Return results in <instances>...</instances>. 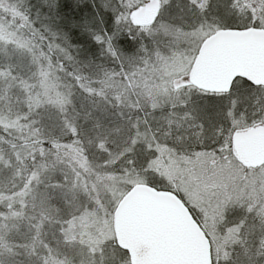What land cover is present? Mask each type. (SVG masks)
<instances>
[{"label": "rangeland", "instance_id": "1", "mask_svg": "<svg viewBox=\"0 0 264 264\" xmlns=\"http://www.w3.org/2000/svg\"><path fill=\"white\" fill-rule=\"evenodd\" d=\"M133 1L140 4H130L128 0L129 3L123 6L136 5L137 8L147 0ZM23 2L73 4L69 0ZM96 3L106 21L112 10L105 2ZM236 4H242V11ZM127 9L128 6L124 7L119 16L129 19L132 10ZM244 10L249 11L252 19H247ZM16 14L19 15L13 2L0 0V60L5 62L4 68H0V126L16 130V135L31 137L37 133L34 122L23 119H27L38 105L48 104L54 112H41L42 121L45 117H54L50 119L59 122L85 111V103L67 97L65 85L41 59L34 31L28 39L11 28L9 19L4 21L7 15L12 18ZM263 15L264 0H160L156 21L139 26L136 33L152 36L154 42L163 37L162 49L154 50L152 57L128 73L114 74L109 85L121 89L127 87V95L133 91L154 105L190 100L188 110L192 115L187 114L188 118L200 133L205 134L220 123L217 118L220 103L205 97L202 94L205 92L191 89L188 83V71L197 50L202 41L220 27H244L253 23L264 27ZM31 19L38 20L39 16L34 13ZM50 34L59 44L55 38L60 37V31L54 29ZM12 71L16 72L13 74ZM17 99H20V105L16 103ZM257 124L263 123L247 125L239 118L232 119L227 134L231 137L235 131ZM42 125L49 127L46 120ZM151 147L154 157L149 162L150 167L165 179L170 189L181 195L202 228L210 233L216 262H232L237 250L247 246L250 232L247 230L249 225L243 227L245 220L238 219L233 225L227 222V216L247 205L245 210L253 218L255 216L253 220L264 222V162L257 166L243 165L233 148L226 147L190 154L178 152L157 140ZM27 151V148L15 147L13 155L17 163L27 157L31 168L8 170L10 175L13 173L8 182L4 178L6 172L0 170V264L129 263L127 256L117 252L113 233V210L125 191L119 194L113 187V204L96 205L74 214L57 231L52 225L47 187L39 184L40 173L33 168V158ZM0 163L7 166L10 158L0 152ZM138 182L147 183L138 179L131 185ZM261 246L264 247V242ZM243 255L244 251L237 255L242 264L248 260L255 264L253 256L249 254L251 258L247 260Z\"/></svg>", "mask_w": 264, "mask_h": 264}, {"label": "trees", "instance_id": "2", "mask_svg": "<svg viewBox=\"0 0 264 264\" xmlns=\"http://www.w3.org/2000/svg\"><path fill=\"white\" fill-rule=\"evenodd\" d=\"M7 1L13 2L19 15L1 16L4 21L9 19L11 28L28 39L34 31L41 59L65 85L67 97L85 103V111L59 122L50 119L54 117H45L42 121L41 112H54L48 104L38 105L23 119L34 122L37 133L31 137L16 135V130L0 126V152L10 158L7 166L0 163V170L6 172V182L12 178L13 173L9 174L12 168L32 167L27 157L17 163L13 155L15 147L27 148L33 158V168L40 173L39 184L47 187L52 225L57 231L74 214L96 205L113 204V187L120 194L133 181L144 179L157 189L173 191L149 165L154 157L151 146L155 140L185 154L215 151L220 147L232 149L231 137L227 134L232 119L239 118L247 125L264 123V86L252 85L242 78L233 81L229 93H202L220 103L217 117L220 123L205 134L188 118L187 114L192 115L188 110L190 100L154 105L131 90L127 95V87L109 85L114 74L119 71L125 74L141 66L146 58L153 56L154 50H161L165 42L163 37L154 42L152 36L136 33L138 27L128 18L119 16L124 7L128 6L127 11H131L139 2L130 0V4L136 5L123 6L128 0H69L73 4ZM96 2H105L112 10L106 21ZM34 13L39 19L32 21ZM95 18L99 21L95 22ZM54 29L61 33L55 38L59 44L50 34ZM4 66L5 62L0 60V68ZM16 103L20 105V99ZM45 120L48 128L42 125ZM245 209L247 205L229 212V216L245 220L243 227L249 225V242L241 251L245 252L244 257L248 253L247 260L250 254L255 264H264V247L261 246L264 222L254 221L255 216L253 218ZM252 234L257 235L256 248L251 245ZM117 252L126 256L120 249ZM245 264L253 263L248 260Z\"/></svg>", "mask_w": 264, "mask_h": 264}, {"label": "water", "instance_id": "3", "mask_svg": "<svg viewBox=\"0 0 264 264\" xmlns=\"http://www.w3.org/2000/svg\"><path fill=\"white\" fill-rule=\"evenodd\" d=\"M160 0H147L129 13L132 25L152 24ZM235 78L264 86V28H224L200 44L188 82L210 93L227 92ZM233 150L243 165L264 162V123L235 131ZM116 245L131 264H211L210 244L188 207L174 192L147 183L131 185L113 210Z\"/></svg>", "mask_w": 264, "mask_h": 264}, {"label": "flooded vegetation", "instance_id": "4", "mask_svg": "<svg viewBox=\"0 0 264 264\" xmlns=\"http://www.w3.org/2000/svg\"><path fill=\"white\" fill-rule=\"evenodd\" d=\"M237 6H239L240 8H241V11H242V4H236ZM244 13H245V16L246 17H248L247 19H249V18H251L252 19V17H251V14L249 13V11H247V10H244ZM264 16V15H263ZM264 19V18H263ZM254 24H256V23H253V25H252V27H263V26H258V25H254ZM245 27H250V25H245L244 27H236V26H227L226 28H237V29H240V28H245ZM225 27L223 26V27H220L219 29H224ZM219 29H217V30H219ZM216 30V31H217ZM231 89V88H230ZM230 89H229V91H230ZM229 91H227V92H223V93H214V94H226V93H229ZM191 214H192V212H191ZM193 215V214H192ZM193 217H194V215H193ZM229 219V220H228ZM254 221H256V220H254ZM227 222H229V223H231V224H233V225H235V223H237V219H236V217H233V216H227ZM199 223V222H198ZM199 225L201 226V224L199 223ZM201 228H202V226H201ZM203 229V228H202ZM203 231H204V233H205V235H206V237L208 238V240H209V244H210V256H211V264H218V262H216V258H215V256H214V253H213V248H214V241L212 240V237H211V235H210V233L208 232V231H206V230H204L203 229ZM254 233V232H253ZM256 239H257V235L256 234H252V241H251V245L253 246V247H255L256 248V245H255V243H256ZM122 251V250H121ZM125 252V251H124ZM241 252V249L240 250H237V252H236V256H234V260L232 261V262H229L228 264H242V262H241V260L239 261V259L237 258V255L239 254ZM126 256L128 257V259H129V256H128V254H127V252H126ZM227 264V263H226Z\"/></svg>", "mask_w": 264, "mask_h": 264}]
</instances>
